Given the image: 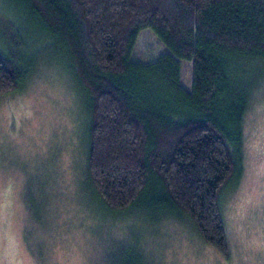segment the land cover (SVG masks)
I'll return each instance as SVG.
<instances>
[{
  "label": "trees",
  "instance_id": "trees-1",
  "mask_svg": "<svg viewBox=\"0 0 264 264\" xmlns=\"http://www.w3.org/2000/svg\"><path fill=\"white\" fill-rule=\"evenodd\" d=\"M13 1L14 11L0 0L10 21L32 23L19 27L25 42L15 53L0 50V95L30 76L25 48L52 40L85 94L88 173L102 206L143 210L150 222L165 212L187 218L228 256L221 195L242 173L245 84L264 78V0ZM144 31L167 49L158 63L133 57Z\"/></svg>",
  "mask_w": 264,
  "mask_h": 264
},
{
  "label": "rangeland",
  "instance_id": "rangeland-1",
  "mask_svg": "<svg viewBox=\"0 0 264 264\" xmlns=\"http://www.w3.org/2000/svg\"><path fill=\"white\" fill-rule=\"evenodd\" d=\"M4 1L14 11V1ZM12 20L0 4V50L8 54L25 42L19 27L32 23L28 15ZM25 50L30 76L0 95V264H264V78L245 84L242 173L221 195L225 256L187 218L165 212L150 222L143 210L102 206L88 173V112L70 56L50 39ZM166 51L144 31L133 57L152 63ZM181 84L191 90L190 62H182Z\"/></svg>",
  "mask_w": 264,
  "mask_h": 264
}]
</instances>
